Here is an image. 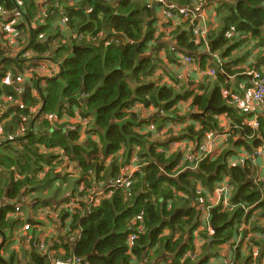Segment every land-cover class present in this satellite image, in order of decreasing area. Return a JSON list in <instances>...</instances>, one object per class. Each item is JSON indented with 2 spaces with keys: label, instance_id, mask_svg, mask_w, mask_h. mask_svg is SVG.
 <instances>
[{
  "label": "trees",
  "instance_id": "1",
  "mask_svg": "<svg viewBox=\"0 0 264 264\" xmlns=\"http://www.w3.org/2000/svg\"><path fill=\"white\" fill-rule=\"evenodd\" d=\"M48 1L53 5L56 0ZM74 1L75 7L66 12L69 24L55 23L57 29L51 35L52 21L61 16L59 8H54L57 15L49 17L44 24L38 19L37 24L33 25L38 14L36 0H20L23 2L20 5L15 0H0V6L6 12L18 10L22 13L19 29L27 35L24 49L10 58L6 55L7 49L0 43V96L5 94L12 100L20 101H10L9 105L7 103L9 108H6V115H14L0 134V234L6 237L8 232L18 227V222L25 221L24 216L18 217V220L8 217L12 208L7 207L6 201L20 203L24 208L27 204L22 202V197L36 194L44 208L56 212L52 207H46L49 204H45V198L39 195L40 189L46 184L51 186L52 183L62 181L60 175L45 180L38 178V173L47 162L43 150L53 152L49 157L56 159L55 150L61 149L77 165L80 173L76 185L72 184L73 195H76L81 183L86 186H92L95 180H99L98 183L106 180L108 183L128 174L122 172V169L131 166L135 152H138L140 168L132 176L127 189L120 187L107 191L101 202L91 210H88L82 199L84 197H80L77 202L80 208L76 209L78 214L71 217L69 213L61 212L59 218L68 216L72 219V231L77 229V224L83 230L80 241L72 243L68 240L63 245L62 257L51 260L46 253L40 254L33 232L30 252L21 248L8 253L5 251L8 249L6 246L4 253L0 249V264H20L21 259H29L28 264H54L59 260L73 258L88 260V264H140V261H147L150 252L155 255L159 247L166 248L174 255L176 259L172 264H196L199 259L193 261L186 256L195 248L194 232L201 224L202 214L197 206L203 200L208 207L207 194L226 178L234 186L231 202L235 208L233 212L222 211L220 207L210 210V222L215 233L209 235L208 230L200 233L204 240L201 246L203 255L236 239L239 236L238 227L248 223L253 215L258 219L264 217V194L261 185L253 181L256 169L248 160L243 165L230 166L228 158L231 152L226 149L216 158L199 162L197 169L184 170L185 165L180 166L182 152L167 155L159 151L151 139L141 135L138 129L144 121L155 123V120L152 118V122L142 118L141 112L135 111L138 106L144 109L155 108L159 115H170L173 107L176 110L181 101L189 100L185 99L186 95L181 91L160 85L154 79L163 63L159 50L164 47V43H161L162 34L159 37L155 34L154 5H150L148 0ZM168 1L176 3L178 7L192 4V0ZM229 2L230 7L224 14L221 38L219 36L211 42L213 51L230 46L229 33H239L248 36L247 41L255 40L260 45L264 44V0ZM68 25L77 34L84 35V38L92 36L96 41L80 42L71 38L68 46L62 43L58 48H52L47 44L48 39L45 42L38 40L41 33L47 38L63 34ZM236 35L232 37L233 43L244 42ZM192 37L191 30L186 28V32L178 35V49L176 47L174 52L193 56L200 63L201 70L205 71L209 56L196 58L198 47L191 41ZM156 43L159 44L157 51L155 47L152 49ZM30 48L34 49L38 57L32 59L33 64L24 67L27 58L23 54ZM44 54H47L46 57H43ZM45 58L46 61L59 64L60 73L51 78L34 75L31 87L25 85L21 88L16 81L19 75L25 72V68L35 66ZM9 72L15 84H2ZM226 74L234 76L244 74V71L232 72L227 69ZM218 78L223 79L225 75L219 74ZM42 83L46 86L43 87ZM19 87L20 92L16 91ZM34 91L38 93L37 97ZM209 99L206 94L197 95L192 107L198 106L203 111ZM210 100L217 111L209 112L208 117L203 119L192 118L194 122L200 123L201 128L190 125L182 131L179 139H198L199 142L206 133L219 130L215 113H227L234 124L229 141L238 132L252 137L250 141H242L250 151L264 144V119L260 120V128L253 131L244 124L242 118L237 117V110L227 105L219 89H216ZM83 107L87 118L91 119V130L98 137V143L89 134L88 138L80 141L79 133L66 130L65 124L58 125L55 122L56 118L61 119L65 115L73 117L75 110L82 111ZM32 108H36L33 113L30 112ZM46 115L53 119H45ZM121 150H125L122 157L119 155ZM186 162L190 166V162ZM90 171L92 177L88 178ZM199 186L205 189L200 194L197 193ZM251 207L248 212L247 209ZM83 210L86 217L81 215ZM141 214L142 222L137 220ZM48 219L51 220V217ZM40 222L44 220L39 219V222L30 224L35 229ZM141 225L145 232L130 249L128 237ZM167 230L169 234H164ZM256 231L260 230L253 228L251 234H257ZM177 234L179 237H176ZM258 235L264 234L260 232ZM251 243L264 252V242ZM146 246L149 249L145 252ZM249 249L250 246L245 257L246 264L251 261ZM3 254L6 257H2ZM135 258L137 261L134 262ZM208 259L202 260L200 264H206Z\"/></svg>",
  "mask_w": 264,
  "mask_h": 264
},
{
  "label": "crops",
  "instance_id": "2",
  "mask_svg": "<svg viewBox=\"0 0 264 264\" xmlns=\"http://www.w3.org/2000/svg\"><path fill=\"white\" fill-rule=\"evenodd\" d=\"M15 1L18 2L19 4H23V2L22 3L20 2V0H15ZM148 1L149 4L154 5L153 7L155 8V19H154L156 22L154 25L155 29L158 26L166 27L169 25L171 26V30H172L170 31L171 39H169L165 34H162L161 36L162 37L161 43H164V47L163 49L159 50V56L163 60V63L156 72L155 77L158 75L156 80L160 85L174 87L178 91H181L183 95L184 94L186 95L185 99L188 98L189 100L181 101L177 105L176 110H174L173 107V112L170 115H164V114L159 115V112H157L155 108H150L149 110L154 111V113H149L148 110V115L145 114L142 116V118L148 119L149 121L152 122L154 119L155 123L154 122L153 123L155 125L151 122L145 123L144 121L141 128L138 129V132L141 135L147 136L149 139H151L154 142L156 148H158L159 151L165 152L167 155H171L177 152H182L183 158L181 160L180 166L185 165L184 170L185 168L191 169V164L190 166H187L189 164H187L186 162L187 160L185 159V154L186 151L188 152L189 149L192 150V148H195L197 146V144L199 143L197 141L198 139L192 140L190 138H185V139H179V138L181 136L182 131H184L186 127H189L190 125L199 126L200 123L194 122L192 118H195L197 120L198 118L203 119L202 117H200V115L204 112V110L203 111L200 110L198 106L192 107V103L195 96L206 94L211 99L216 89H219V92L222 94V97L227 100V105L230 107L233 106L234 109L237 110L236 114L238 118H242L243 121L246 118L257 119L258 121L264 119V105L261 108L256 107V109L253 112L249 113L248 115L247 112H244L243 110L241 111L234 104V98L236 96L244 95V94L249 96L253 90V78L252 76L249 75V72L264 71V44L260 45L259 42L255 40L247 41L248 36L241 35L239 33H237V35L231 33L228 36V38L231 39L230 46H226L225 48L216 50L215 52L213 51V48H211V42L216 41V39L219 36L221 38V33L223 31L224 14L228 11V8L230 7L229 0H192V4L188 7L187 6L178 7L176 3L168 0H163L165 1V3L163 4L161 3V0H148ZM62 3H64L65 5H62ZM167 4H173L177 6L179 9L194 10L197 7L204 8L201 17H198V19L194 20L193 23L197 24V26L204 27L205 30H207V34H208L207 45L202 44L203 48L200 47L193 34L191 41H193L195 46L198 47L197 48L198 57L195 56L196 58L205 55L209 56V59L207 60V67L205 71H202L200 63L196 61V63L193 65L192 69L189 70V72L187 69H182V72L185 74L184 76L185 80L184 83L181 84L178 82L176 77V75L180 71L181 65L177 55L173 53L172 48L177 47L178 49V45H177L178 35H182L184 32H186V28L188 29V27L190 26V22L189 20L185 19L184 16L180 14L178 11L174 12L172 18H168L167 16H165L164 11H166ZM36 5H37L38 14L33 25L37 24L36 22L38 21V19H41V23L44 24L49 17L57 15L56 10L54 8H59L58 10L61 16H57L52 21V25L50 27L51 35H52V32L57 29L55 23L57 25L59 24L58 22H64V24H69V17L66 14V12L70 8L75 7L76 2L74 0H63L60 3V0H56L53 3L54 5L53 6L52 4L49 3L48 0H36ZM44 9H46L47 11L45 17L41 16V12ZM4 12L6 11L0 6V21L2 22V20H4L3 22L8 24L9 22L17 19L18 22L15 27L17 28L19 33L22 32L20 31L19 26L23 18L20 15H18L19 12L15 10L3 16ZM68 28L69 25L67 26V29ZM231 30L234 31V29ZM73 33H75L73 36L74 39L80 42L82 40H85L87 42L96 41L93 40L94 38L92 36H87V37H91L90 39H88L87 37L86 38L81 37L84 35L77 34V32L75 31H73ZM14 34H18L16 30H14ZM233 35H236L235 37L240 36L239 37V39H241L240 41L244 40V42L238 44L233 43L234 42L232 41L233 40L232 37H234ZM57 36L58 35H56L54 38H47V36L44 33H41L38 37V40L40 42H45L48 39L47 44L48 45L50 44V47H52L51 44L56 40ZM0 43L6 48L1 38H0ZM158 45L159 44L156 43L155 46L152 47V49L155 47L154 50L157 51L159 47ZM6 49L8 50V52H6L8 58L13 57L15 55V53H13L11 49L9 48ZM26 52H30L33 54L34 57H38V54L34 51L33 48L27 49ZM179 53L181 55H187L185 53H181V52ZM45 55L47 54H44L43 57ZM31 63L33 64L32 60L25 59L23 66L27 67ZM28 68H25V70ZM211 69L217 71V76L215 78H212L211 82H208L207 79L205 78V75ZM227 69H230L232 72H237L241 70L244 71V74L229 76L226 74ZM11 74L12 73L10 72L9 74H7V77H5L2 80V84L6 85L5 82H10L11 85L15 84V79H13ZM219 74L223 76L225 75V78L223 79L218 78ZM25 80H28V82L23 83L21 85V88H23V86L25 85L27 86L29 85L30 80L29 79H25ZM33 94L35 97L38 96V93L35 91L33 92ZM210 99L207 107L210 104L212 105V101ZM11 101L13 103L20 102L19 100H12V99ZM4 102L5 101H2V103L0 102V134L4 132L3 131L4 125L7 123V121L9 122V120H11V116L14 115V113H12L11 116L6 115L7 112L6 108H9L8 105L10 101L6 102L8 103V105H4L3 104ZM138 107L135 109L136 112H139ZM84 109L85 108L83 107L82 108L83 112L79 110H75L74 116L69 117V119L76 121V123H79L80 119L86 118L88 116L86 115L87 113L84 112L85 111ZM214 111L216 112L217 110H215L214 108ZM214 118L217 119L219 125V130L217 131L223 132L226 131L227 129H231L232 127L234 128L233 120L230 117V115H228L227 113H222V114L215 113ZM149 127H155V129L150 131L148 130ZM199 128H201V126H199ZM79 136L81 137L80 141H84L86 138H88L87 134L85 133L79 134ZM250 139H252V137L243 136L237 132V136L235 135L233 139L229 141V145L227 146L226 149H230L231 152L230 157L228 158V163L230 166L243 165L246 162V160H248L247 155L249 153H252L259 146L264 145L261 144L250 151L247 149L246 144L242 143V141H250ZM93 140L97 143L99 142L98 137L93 138ZM119 154L120 157H122L125 154V150H121ZM135 154L138 155V152H135ZM242 154H244L243 157H241ZM133 155H132L131 166H127L126 168H123L122 172L126 170V172L131 174L133 166H136L133 160ZM66 157L71 167L69 171H65L64 173H60V174L52 173L49 174L47 177L40 179V180H45L48 177L54 175H60V178L62 179V181H57L55 183H52L51 186H48V184H46L43 188L40 189L39 195L45 198L44 199L45 204L46 203L49 204L46 207L50 206L53 209H56L61 202L66 201L69 198V196L73 195L74 186H72V184L76 185L77 177H79L80 172L77 165L75 163H72L68 158V156ZM259 161L260 160H258L256 163L253 164L251 163L253 165V168L256 169L254 178L260 176L263 173L262 168H264V163L263 161L262 163H260ZM73 171H76L78 175ZM90 172L87 175L88 178L92 177V173L90 174ZM105 179H107V177ZM98 182L99 180H97L96 183ZM199 187L202 188V186ZM202 189L205 191L204 188ZM262 192L264 194V188H262ZM212 193L213 191L210 192V194ZM31 210L32 207L26 205V207L24 208L25 221L23 223L18 222V227H16V229H14L13 231L8 232L6 237L0 234V249H3L2 250L3 253H4V248L6 246L8 247V249L5 251L8 253L12 252V250H17V251L21 250V248L24 249L26 252L27 251L30 252L31 243H32V234L34 232L35 245L38 248V250H39V246H38L39 243L43 244L45 246V250H46L45 253L48 256V258L54 260L64 255L63 245L67 243L71 235H76V236L80 235V239L77 240V242L82 239L83 230L80 228V224H77V229L72 231L71 230L72 219L68 216H66V218H59V216L62 214L60 213L51 217V220L48 219L45 220L44 222H40L39 225L35 229L33 228L32 231L29 233V236H31V240L27 241V238L25 237L26 236L25 232L23 231V226L25 225V223L33 221ZM36 216L35 219L37 220V222H39V219H37ZM82 217H86V214L82 215ZM257 221L254 224V229L258 228L260 231H256L257 234H254L255 240L259 243L260 242L263 243L264 235H258V233L263 232L264 234V217L260 216ZM206 225L208 230L209 229L213 230V227L210 222V218L208 219V224ZM165 233L169 234L168 230L165 231ZM8 234L10 235L9 240H8ZM244 235L245 233H239V236L236 239H233L231 242L228 243H223L217 249L210 250L204 253V255H203V250L201 248V255L196 264H200V262L206 258H209L206 264H246L245 257H247L248 254V243L246 242V240H244L243 238ZM176 237H179V235L177 234ZM148 249H149L148 246L144 247L145 252ZM158 251L155 253V255L153 254V252H150L147 261L146 260H144L143 262L140 261V264H172L176 259L174 255L170 254L166 248L159 247ZM39 253L42 254L40 251ZM29 261H30L29 259L28 260L21 259L20 264H28ZM135 261H137L136 258L134 259V262ZM82 264H88V260H83ZM135 264H137V262Z\"/></svg>",
  "mask_w": 264,
  "mask_h": 264
},
{
  "label": "built area",
  "instance_id": "3",
  "mask_svg": "<svg viewBox=\"0 0 264 264\" xmlns=\"http://www.w3.org/2000/svg\"><path fill=\"white\" fill-rule=\"evenodd\" d=\"M161 3H165V1L161 0ZM19 4V3H18ZM20 5V4H19ZM18 11V10H17ZM175 11H178L180 14L184 16L185 19L189 20L190 26L189 29L191 30L192 34L194 35L197 43L199 45L205 44L207 45V30H205L204 27L197 26V24H194L193 21L197 20L198 17H201L202 11H204V8L197 7L196 9H179L177 6L173 4H167L166 11H164L165 16L168 18H172ZM21 17L22 13L18 11ZM10 12H4V15L9 14ZM46 9L42 10L41 16H46ZM0 21V38L3 40L4 45L6 48L11 49L14 45H17V37L19 35V32L17 28L15 27L18 20L15 19L8 24L5 22ZM64 24V22H62ZM67 25V24H64ZM14 30L17 31L18 34H14ZM171 26L166 27H160L158 26L155 29L156 36H160L161 34H166L169 39H171ZM231 34V33H230ZM234 34V33H232ZM102 36V35H101ZM100 36V37H101ZM83 37V36H81ZM90 39L91 37H87ZM95 40V38L93 39ZM203 48V47H202ZM173 53L177 55L179 62H180V71L176 75L178 82L184 83V76L185 74L182 72V69L189 70L192 69L193 65L196 63V60L193 58V56L190 55H181L179 52L176 51V47L172 48ZM8 51V50H7ZM23 56L29 60H32L36 57L33 56L30 52H24ZM46 57V56H44ZM47 58L42 59L36 63L35 66H32L25 70L24 73L19 75L18 80L20 79H28V78H34L35 76H38L40 78H51L56 76L61 71V66L54 62L46 61ZM222 71V70H221ZM249 75L253 78V90L249 96L246 94L239 95L234 98V104L237 108H239L241 111L249 113L253 112L256 107L261 108L264 105V71H252L249 72ZM217 76V71L214 69H211L207 72L205 75V78L208 82L212 81V78H215ZM46 84H43V87H45ZM7 95L3 94L0 96V101H11ZM2 110V109H1ZM190 113V112H189ZM45 119L52 120L53 117L46 115L44 117ZM91 120L89 118H82L79 120V123H76V121L69 120V118L65 115L61 119L55 120V122L58 125L70 123L71 125H68L66 127V130L76 132L79 134L85 133L89 134V136L93 139L95 138V134L91 130ZM244 122L247 127H249L253 131H257L260 128V121L257 119H250L246 118L244 119ZM78 124V125H77ZM152 126V125H150ZM87 127V128H86ZM155 127H149L148 130L152 131ZM199 129V127H198ZM233 129V127L231 128ZM231 129H227L226 131L220 132V131H212L205 134V136L199 141L197 146L195 148H192L186 151L185 159L190 162L191 169L195 170L197 169V166L199 162L207 159V158H216L218 157L224 150H226L229 139L232 135ZM57 158L53 159L49 157L50 155H53L50 151L43 150L42 153L47 158L46 164L43 165L42 170L38 173V178H44L47 177L49 174L55 173L60 174L64 173L65 171H69L71 169L69 165V161L67 160V157L64 155V152H62L61 149L55 150ZM50 153V154H48ZM244 154L241 155L243 157ZM248 161H250L252 164L256 163L258 160H262L264 163V145L259 146L256 148L252 153H249L247 155ZM133 160L136 164V166H133L131 174H125L122 178L113 181L110 180L108 183H106V180L101 181L100 183H96L97 181H94L92 186H86V184L81 183L76 191V195H71L69 198L61 202L58 207L55 209L56 212L50 208H44L39 201L37 200V196L35 194L26 195L23 196L22 202L24 204H27L32 207L31 215L33 217L32 223H36L35 216L37 214V219H40V221H45L47 217H53L54 215L61 213V212H67L72 217L73 215L77 214L76 209L80 208L78 206L77 202L80 200V197L82 198L86 204L88 210H91L92 207H96L101 200L103 199L105 193L107 191H110L114 188H120V187H126V189L129 187L131 183V178L133 176V173L139 171V156L134 153ZM255 165V164H254ZM263 173L260 176H257L253 179L257 185H261V188H264V168ZM78 175L76 171H73ZM92 172H90L91 174ZM204 190L200 187L197 189V193L200 194ZM234 193V186L231 184L230 180L226 178L221 184L216 185L214 191L212 194H207V204L209 206H205V202L203 200H200L199 205L197 208L201 210V224L200 226L195 230L194 232V250L188 252L186 258H191L193 261H197L201 254V246L204 244V240L201 238L200 233L204 232L205 230H208L207 225L208 219L210 218V210L212 208L220 207L222 211H228L233 212L234 206L232 205V197ZM7 202V207L12 208V212H9L8 217L11 219L18 220V217H23L25 219V213L23 205L20 203H13V202ZM251 208H248L247 211L249 212ZM82 215H85V211L83 210ZM137 220L142 222L143 221V214L137 216ZM258 218L253 215L248 223H244L240 225L237 229L239 233H245V240L248 243V246H250L249 252H250V259L251 261L248 264H264V252H261V249L259 246L254 245L251 243V241L255 240V235L251 234V230L254 228V224ZM33 226L30 224V222L25 223L23 226V231L25 232V237L27 238V241L31 240V236H29V233L32 231ZM210 230V231H209ZM209 235H213L215 233V229L213 230L209 229ZM145 232V228L141 225L138 227L137 231L133 232L128 237V246L130 249H132L137 239H139L140 235H142ZM166 234V233H164ZM80 239V235H71L69 240L72 243L77 242V240ZM39 243V242H38ZM39 251L43 254L45 253V246L41 243H39ZM264 250V248H263ZM6 257V254H3L2 257ZM83 261L79 259H69L67 261H56L54 264H82Z\"/></svg>",
  "mask_w": 264,
  "mask_h": 264
},
{
  "label": "rangeland",
  "instance_id": "4",
  "mask_svg": "<svg viewBox=\"0 0 264 264\" xmlns=\"http://www.w3.org/2000/svg\"><path fill=\"white\" fill-rule=\"evenodd\" d=\"M70 28L68 29H65V32L63 34H60L56 37V40L54 42H52V47H59V45H61L62 43H65L67 46L68 44L70 43V39H74V34L72 30H69ZM69 30V31H68ZM230 34V33H229ZM166 35V34H165ZM17 45H14L13 47H11V51L15 54H19L21 53L23 47L25 46L26 44V41H27V36L25 34H23L22 32L19 33L18 37H17ZM158 75L154 78V79H157ZM30 81H29V85L31 87L32 85V82H33V79L34 78H28ZM17 82L19 85H22L23 83H27L28 80H25V79H21V80H18L17 79ZM6 85H11L10 82H5ZM16 91L20 92L21 91V88H17ZM4 105H7L6 102L3 103ZM148 108H142L141 106L138 107V111L141 112V117L145 114L148 115ZM36 111V108H32L31 109V113L35 112ZM149 113H154V111H150L149 110ZM181 113V112H180ZM68 125H71L70 123H66L65 124V128L68 126ZM78 125V124H77ZM87 128V127H86ZM229 145V144H228ZM122 154V153H121ZM120 155V154H119ZM260 163H262V160L259 161ZM136 165V164H135ZM139 169V168H138ZM126 172V170L124 171ZM258 222V221H257ZM10 238V235L8 234V240Z\"/></svg>",
  "mask_w": 264,
  "mask_h": 264
},
{
  "label": "water",
  "instance_id": "5",
  "mask_svg": "<svg viewBox=\"0 0 264 264\" xmlns=\"http://www.w3.org/2000/svg\"><path fill=\"white\" fill-rule=\"evenodd\" d=\"M214 108L212 107V105L210 104L205 110L204 112L200 115V117L202 118H206V116L208 115L209 112H213Z\"/></svg>",
  "mask_w": 264,
  "mask_h": 264
},
{
  "label": "clouds",
  "instance_id": "6",
  "mask_svg": "<svg viewBox=\"0 0 264 264\" xmlns=\"http://www.w3.org/2000/svg\"><path fill=\"white\" fill-rule=\"evenodd\" d=\"M43 206V204H41Z\"/></svg>",
  "mask_w": 264,
  "mask_h": 264
}]
</instances>
